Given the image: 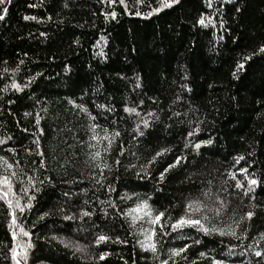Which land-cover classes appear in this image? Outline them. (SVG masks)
<instances>
[{"label":"trees","instance_id":"16d2710c","mask_svg":"<svg viewBox=\"0 0 264 264\" xmlns=\"http://www.w3.org/2000/svg\"><path fill=\"white\" fill-rule=\"evenodd\" d=\"M0 14V177L13 202L35 197L13 226L0 184V264L24 243L21 264H264V0H10ZM185 215L217 230H173Z\"/></svg>","mask_w":264,"mask_h":264},{"label":"snow or ice","instance_id":"6c2138e0","mask_svg":"<svg viewBox=\"0 0 264 264\" xmlns=\"http://www.w3.org/2000/svg\"><path fill=\"white\" fill-rule=\"evenodd\" d=\"M111 2V0H110ZM142 2V0H137V3H140ZM179 0H160V6L161 7H171L173 4H176L178 3ZM7 3H10V0H0V5H5ZM120 3L121 4H124L125 3V0H120ZM208 4H209V7L211 6V0H208ZM160 9L159 8H156V9H153V11H159ZM3 12H6L7 11V8H4L2 9ZM149 15H151V13H148ZM113 16V18H115V13L113 12L111 14ZM136 15H140L139 12H136ZM4 19V15L0 14V20H3ZM24 19H35V17H27L25 16ZM199 23L201 25H205V20L203 18L200 19ZM208 23H212L211 19L208 20ZM206 26V25H205ZM259 52L261 53H264V45H262L259 50ZM245 60H248L250 59V57L246 56L244 57ZM244 68V65L242 63H238L237 64V69H243ZM233 75L235 76L236 73H233ZM137 86H139V84H137ZM13 87L14 88H17V90H19V86L16 85L15 83L13 84ZM126 111H135V109H126ZM37 124H39V117H37ZM144 125L145 127L148 126V122L147 121H144ZM142 134V133H141ZM191 135V133H190ZM95 138V137H93ZM0 143H2V141H0ZM206 143L208 144H211L212 141L209 140V141H206ZM37 144H39V142L37 141ZM201 145L200 143H197L194 145L195 148H199ZM163 151V150H162ZM100 154L99 152H96L94 157H98ZM157 156L161 155L160 152H157L156 153ZM2 159V158H0ZM154 159V158H153ZM240 159H243V157H241ZM151 162V161H150ZM179 162V158H177V163ZM239 162V161H237ZM43 166V164H42ZM8 167L10 168L11 165H8ZM172 167H175V164H170L168 165L167 168L164 169L163 172L160 173V178L163 179L164 178V173L168 171L169 168H172ZM242 172L246 171L245 169H241ZM13 175H15V173H13ZM257 183V181L255 179H249L248 180V184L251 186V185H255ZM0 184L4 185L6 187V191L4 193V196H3V199H5V202L7 203L8 205V208H9V216L12 218L11 221H10V224L13 225V226H17L18 225L16 224V212L15 211H12L13 209H16L18 210L20 213H23L25 211V208H30L31 207V201L35 198L33 196H29L28 197V203L24 206H21L19 201H15L13 202L12 200L8 199L7 198V195L8 193H10L12 191V184L10 183L9 179L7 177H0ZM237 188H242L243 185L240 184L239 181H237V184H236ZM252 189L249 188V189H245V194H247L248 191H251ZM36 191H38V189H36ZM67 195V193L65 194ZM141 205L143 208H147L148 205L146 202H141ZM224 205L222 204L221 207H223ZM189 208L192 207V204L190 203L188 205ZM141 209V206L138 205L137 206V209H135L134 211H139ZM200 210V206L199 204H197V207H196V211H199ZM62 211V209H61ZM44 215H48V213H44ZM83 215L85 216H88L90 215V213L88 212H83ZM148 215L151 217V223H158L160 222V219L161 217L164 215V213H158L156 214L154 217L151 216V212L148 213ZM254 215V213L252 212H248L246 213V216L250 219L252 216ZM43 218V217H41ZM73 217H69V216H64V219H71ZM204 219H207V217H204ZM134 221H135V218H134ZM191 226V227H195L197 228V230H202L205 234H210V232L212 231H216L217 229L215 227H213L212 229H209L208 227H205V225L201 222L200 219H193L191 218L190 216H180L179 218H177L172 224H171V228L173 230H176L177 228H183L184 226ZM20 233L27 237L29 236L30 234L25 231L23 228H20L19 229ZM161 231H163V228H161ZM153 235L155 234L154 231L152 233ZM221 234H223V232H221ZM233 235H235L234 232H232ZM12 236H13V240L15 241L16 240V237H17V233L15 231L12 232ZM262 238H264V234H262ZM109 237L105 236V235H100L97 240H96V243L99 244L101 241H105V240H108ZM117 240H119V237L116 238ZM151 240V237L150 236H147L146 235V241H149L147 243H144V242H139L138 243H141V247L142 248H145L146 250H151L153 253H155L156 251V247H155V244L154 243H151L150 242ZM126 242V241H124ZM199 241H197L198 243ZM31 247V244L30 243H24L23 245H20V244H14V246L10 249L11 251V255H12V260L14 261V264H21V260L19 259L20 256H25L26 257V249L30 248ZM19 249V251H18ZM184 249H179V250H176V249H173V253L175 254H178V252H182ZM257 256H261V252L257 251L255 253ZM108 255L107 252H102L99 256V259L103 260L106 256ZM200 255H204L203 253H201ZM164 264H167V262H164Z\"/></svg>","mask_w":264,"mask_h":264}]
</instances>
